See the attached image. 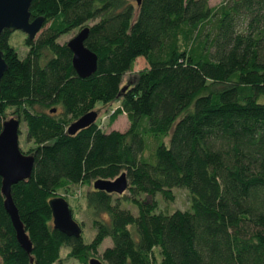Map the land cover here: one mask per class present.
<instances>
[{
  "label": "trees",
  "instance_id": "1",
  "mask_svg": "<svg viewBox=\"0 0 264 264\" xmlns=\"http://www.w3.org/2000/svg\"><path fill=\"white\" fill-rule=\"evenodd\" d=\"M136 1L33 0L32 19L45 21L35 38L26 33L25 55L10 42L13 32H2L0 134L15 107L35 165L12 185L31 253L18 240L0 175V264H63L64 245L91 264L108 236L103 264H264V0ZM85 26V44L98 55L87 77L59 40ZM141 56L148 65L124 90ZM116 99L110 122L126 114L128 129L96 120L69 132L98 101ZM123 172L130 194L93 185ZM73 184L92 186L90 242L54 226L50 200L67 199ZM175 187L189 189L192 207H159L154 197L174 199Z\"/></svg>",
  "mask_w": 264,
  "mask_h": 264
},
{
  "label": "water",
  "instance_id": "2",
  "mask_svg": "<svg viewBox=\"0 0 264 264\" xmlns=\"http://www.w3.org/2000/svg\"><path fill=\"white\" fill-rule=\"evenodd\" d=\"M33 0H0V80L8 69V62L1 47V35L5 29L10 31L22 30L33 39L40 32L45 17L39 16L32 19L31 4ZM140 3L141 0H138ZM90 27H83L76 36L69 40L68 46L72 49L73 65L76 71L83 77L94 73L98 66V55L89 49L85 40L89 34ZM128 87L126 84L123 89ZM56 111V108L53 109ZM98 112L93 110L78 120L74 121L69 132L74 134L78 130L95 122ZM21 118L10 117L3 123V130L0 134V175L2 176V190L5 195V206L15 226L17 237L21 245L31 253L33 242L26 231L19 209L12 194V185L20 180L27 179L32 175L35 165V154L26 153L20 145ZM97 189H104L108 192L123 194L129 187V180L126 172L115 179H97L93 183ZM54 216V226L69 235L81 236L83 227L74 217L69 201L64 196H57L50 200ZM33 261V259H32ZM91 264H103L96 257L91 259Z\"/></svg>",
  "mask_w": 264,
  "mask_h": 264
},
{
  "label": "rangeland",
  "instance_id": "3",
  "mask_svg": "<svg viewBox=\"0 0 264 264\" xmlns=\"http://www.w3.org/2000/svg\"><path fill=\"white\" fill-rule=\"evenodd\" d=\"M134 1L137 2L136 0ZM220 2L221 0H210V3L212 5H217ZM79 31H80L79 28L73 29L63 34L59 40L61 42H68L74 36H76ZM26 36H27L26 33H24L22 30H15L11 34L10 42L13 44L15 48L18 49L21 55H25V53L29 49L28 45L25 42ZM147 65L148 62L146 61V59L143 56L139 57L136 61L133 71H130L125 75L124 83L126 84L136 75V72H138V70L143 69ZM120 102H121L120 99H116L108 104H105L103 101H98L96 103L95 110L98 112L97 121L104 129L110 130L116 128L120 130H126L129 128L130 122L126 114H121L114 123L110 122V114L114 108L120 105ZM13 116L21 118L20 145L22 149L28 151L31 149V147H33L34 144L32 140L28 139L26 121L23 120V114H21V112L15 111V107H10L8 109L7 118ZM167 142H170L169 137L167 138ZM91 187L92 186L90 184H73L72 186L69 187L68 190L64 191L66 193V196L68 197L67 199L70 205L74 209L73 213L75 218L83 224L82 234L86 242H90L96 234V228L93 225V221L88 210L87 198H86V194ZM174 193H175L174 199H166L162 194H158L154 198L158 200L159 207L161 209L170 212L178 208L187 209L192 207V200L190 199L189 196L190 191L188 188L175 187ZM124 194L125 195L130 194L129 189H127ZM121 199H123L122 200L123 207H129L132 209L134 213L136 214L138 213V207L135 203H133L132 201L124 200V198ZM149 199H152V197L150 196ZM112 244H113L112 237L111 236L106 237L104 241L100 244L99 251L103 252L107 246ZM69 251H70V247L67 245H64L61 249L63 264H81L78 258L68 256ZM100 252L95 255L96 258L97 257L100 258ZM0 261H1V257H0Z\"/></svg>",
  "mask_w": 264,
  "mask_h": 264
}]
</instances>
